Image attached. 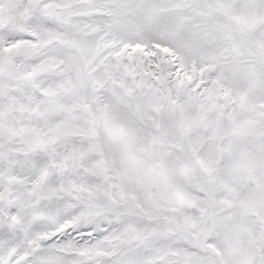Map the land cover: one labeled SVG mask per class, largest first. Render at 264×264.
Here are the masks:
<instances>
[{"label":"snow or ice","instance_id":"1","mask_svg":"<svg viewBox=\"0 0 264 264\" xmlns=\"http://www.w3.org/2000/svg\"><path fill=\"white\" fill-rule=\"evenodd\" d=\"M0 264H264V0H0Z\"/></svg>","mask_w":264,"mask_h":264}]
</instances>
